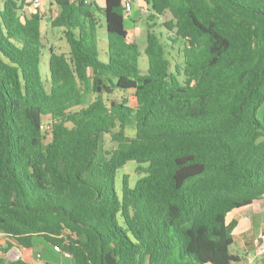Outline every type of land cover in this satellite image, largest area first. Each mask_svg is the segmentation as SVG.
I'll list each match as a JSON object with an SVG mask.
<instances>
[{"label": "trees", "instance_id": "trees-1", "mask_svg": "<svg viewBox=\"0 0 264 264\" xmlns=\"http://www.w3.org/2000/svg\"><path fill=\"white\" fill-rule=\"evenodd\" d=\"M141 1L142 53L122 0H51L64 53L0 0V233L74 264L240 263L227 215L264 195V0Z\"/></svg>", "mask_w": 264, "mask_h": 264}, {"label": "rangeland", "instance_id": "rangeland-1", "mask_svg": "<svg viewBox=\"0 0 264 264\" xmlns=\"http://www.w3.org/2000/svg\"><path fill=\"white\" fill-rule=\"evenodd\" d=\"M95 1L99 6H102L103 0H95ZM46 5H51V3L45 4L44 5L45 7L44 6L42 7L43 15L42 14L41 15L46 21V25L42 29L43 43L46 47L50 46L55 50H57L58 52L68 53V45L63 37L61 30L59 28H54L51 26V20L57 13V6L46 7ZM142 8H146V7L143 6ZM28 9L32 10L30 6ZM141 11H142L141 8L137 4V0H134V2L132 3L131 11L127 15H125L124 22H125V27L128 31L129 40L136 42L139 46V50L142 53L146 44V33H145L146 17L147 14H149L150 12L145 10L142 12ZM167 17L168 15L164 17H160L158 19H155L154 22L159 23L164 18ZM103 31L104 28L100 30L98 33L101 38L104 35ZM43 61L44 60L41 59L40 71L44 69ZM146 67H147L146 56L142 55L141 58L139 59V68L142 73L145 72ZM257 115L260 119L264 118V104L257 111ZM135 166H136L135 161L129 160L123 166L117 168L114 178L115 188L117 189V191L120 192L121 177L124 174L128 175L130 179V184L133 185L136 177L138 176V174L135 171ZM233 237H234V241L229 249L232 253H235L240 256H244L245 259H242L241 262L238 263V264H244L246 258L252 255L255 244L254 242H252L251 246L247 250H244L240 244L241 239H239V236L235 234ZM2 246L9 247L6 252V256L10 259H14L15 255L18 253L20 254L21 257H24L25 259L30 261L32 259L33 260L37 259L41 261V264H74L71 256H64L62 252L55 250L53 248V245L49 244L39 236H36L34 238L31 247L26 248L19 245L14 240L2 236V234L0 233V252L2 250ZM249 251L252 253L248 254ZM259 257L261 258L254 264H264V255Z\"/></svg>", "mask_w": 264, "mask_h": 264}, {"label": "crops", "instance_id": "crops-1", "mask_svg": "<svg viewBox=\"0 0 264 264\" xmlns=\"http://www.w3.org/2000/svg\"><path fill=\"white\" fill-rule=\"evenodd\" d=\"M131 1L132 3L134 2V0H131ZM50 2L51 0H42V7L45 4H48ZM103 4H104V0H103ZM137 4L140 8H142L143 6L146 7V5L141 0H137ZM49 6L56 7L54 4L46 5V7H49ZM45 25H46V21L43 18L41 22V31ZM230 220H235L237 222L235 228L232 231L233 236L237 234V236H239V239H241L240 244L242 248L244 250H247L251 246V243L254 242V238L256 237V235L259 232L264 231V195L260 199L253 201L248 206L232 210L227 215V221H230ZM2 236L6 237L3 234ZM251 253L252 252L250 251L248 252V254H251ZM20 258L24 259L30 264H41V261L37 259L35 260L32 259L30 261L21 256ZM260 258L261 257H257L255 262H257ZM234 264H238V263H234Z\"/></svg>", "mask_w": 264, "mask_h": 264}, {"label": "built area", "instance_id": "built-area-1", "mask_svg": "<svg viewBox=\"0 0 264 264\" xmlns=\"http://www.w3.org/2000/svg\"><path fill=\"white\" fill-rule=\"evenodd\" d=\"M30 3L32 10L38 11L40 14H43L42 10V0H27ZM122 5L124 11L128 14L131 11L132 1L131 0H122ZM142 11H148L147 8H141ZM141 11V12H142ZM47 128V126H45ZM254 251L251 256L247 257L244 264H254L257 257L264 255V231L259 232L254 240ZM53 248L59 252H62L64 256H70L68 252L61 251L58 246H53ZM39 255V254H38ZM20 258V254H16L14 259Z\"/></svg>", "mask_w": 264, "mask_h": 264}]
</instances>
